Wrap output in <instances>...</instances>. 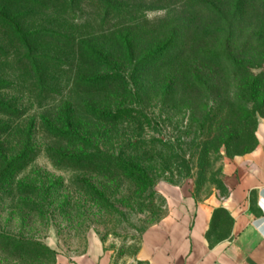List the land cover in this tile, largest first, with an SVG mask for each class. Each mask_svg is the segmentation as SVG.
<instances>
[{
  "label": "rangeland",
  "instance_id": "rangeland-1",
  "mask_svg": "<svg viewBox=\"0 0 264 264\" xmlns=\"http://www.w3.org/2000/svg\"><path fill=\"white\" fill-rule=\"evenodd\" d=\"M259 3L245 0L243 32L251 33ZM2 5L28 44L21 50L0 30V101L11 111L0 113L7 127L0 133V264H75L92 238L119 262L135 255L144 229L164 214L167 185L199 199L224 192L228 162L255 142L253 118L240 124L250 91L241 97L237 75L216 66L200 69L202 91L175 85L165 96L162 88L173 75L189 86L196 64L186 58L219 49L221 14L232 0ZM167 41L183 50L184 68L167 64L170 53L142 60ZM118 109L127 113L113 122L101 117ZM56 130L71 139L55 138ZM25 148L20 170L4 168ZM97 149L101 166L54 156L90 159Z\"/></svg>",
  "mask_w": 264,
  "mask_h": 264
},
{
  "label": "crops",
  "instance_id": "crops-1",
  "mask_svg": "<svg viewBox=\"0 0 264 264\" xmlns=\"http://www.w3.org/2000/svg\"><path fill=\"white\" fill-rule=\"evenodd\" d=\"M256 145L228 162L224 192L193 197L164 188V214L141 234L135 255L116 262L92 238L75 264H264V120Z\"/></svg>",
  "mask_w": 264,
  "mask_h": 264
},
{
  "label": "trees",
  "instance_id": "trees-1",
  "mask_svg": "<svg viewBox=\"0 0 264 264\" xmlns=\"http://www.w3.org/2000/svg\"><path fill=\"white\" fill-rule=\"evenodd\" d=\"M244 4L245 0H232L230 11L226 14H221V19L224 23V26L221 27L219 30L224 33V39L220 43L219 49L200 52L197 54L194 53V56L191 54L186 58L185 61H187L189 58H194L196 64V69H194V72L191 74L188 81L190 85L186 86L183 84V76L176 79L173 75V83H171L170 85H165L162 88V93H164L165 96L172 95L173 87L175 85L181 90H189L192 92L202 91L205 89L206 85L204 83L205 80H203L202 78V73L200 72V69L205 68L211 72V70H213V66H216L218 68L222 67L226 71L231 72V74L237 75L238 81L240 82L241 86L237 88V91L241 93V97H244L246 95L247 90L250 91L249 99H244V101L241 103L243 108V115H245L240 122L242 128L248 125L250 117L253 118V124H256V127L257 116H261L264 118V0H260V3L258 4L256 10L257 20L256 23H254L255 25L251 33L243 32L244 27L241 23V18H243L245 15ZM104 8L106 12H110L115 9L108 4H105ZM7 9V5L0 6V30L3 31V33L6 34L10 39L16 41L18 47L21 50H25L28 44L26 39L27 35L22 31L21 23H18L15 20V16H13L9 11H7ZM166 53H170L169 56L165 58H168L166 60L168 65H176L180 68H184L185 61L181 57L184 52L183 50L178 48V45L175 43V41L164 42L155 50H152L147 55H145L142 60L146 61L148 64H153L155 61H158L161 57H164ZM232 53L241 54V59H239L237 56L235 58V55ZM245 56L253 57L251 59L253 61L246 60ZM177 72L178 71L176 70L174 74ZM219 105L221 106V104ZM6 106L8 105L0 101V113L11 116V111ZM101 113L104 115H101V117L107 116V120L113 122L117 118L124 116L127 111L118 109L114 112L111 111V114H107L104 112ZM6 128L7 127H0V133L4 132ZM57 132L58 133L54 135L55 138L71 139L72 137V132L70 131H66L67 133L63 131ZM65 135L69 136L66 137ZM255 145L256 138L253 146H251L248 150L238 153L236 155L248 152ZM100 154H102V152L100 151V149H97L95 156L91 157L90 159L88 157L83 158L79 156L70 157L61 154L60 152H55L54 156L55 158L60 159L61 157L65 156L67 158L69 157L70 159H74V161H96L98 164L97 166H101L100 163L103 162V159L98 158ZM27 155L28 149L25 148L24 151L20 153V155L11 158L8 163H5L4 168L12 166L15 171L20 170L24 163L27 161ZM3 158L6 159L7 157L3 156ZM60 159L57 160L59 161ZM9 170V168L4 169L2 173L4 174V177H7L8 173L10 174Z\"/></svg>",
  "mask_w": 264,
  "mask_h": 264
}]
</instances>
